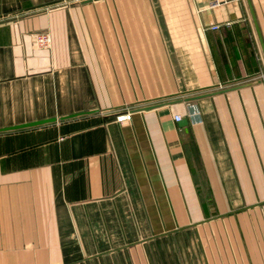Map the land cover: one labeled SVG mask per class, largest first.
Listing matches in <instances>:
<instances>
[{
  "label": "crops",
  "instance_id": "0c3cea01",
  "mask_svg": "<svg viewBox=\"0 0 264 264\" xmlns=\"http://www.w3.org/2000/svg\"><path fill=\"white\" fill-rule=\"evenodd\" d=\"M212 2L0 0V264H264V52Z\"/></svg>",
  "mask_w": 264,
  "mask_h": 264
},
{
  "label": "water",
  "instance_id": "95a60500",
  "mask_svg": "<svg viewBox=\"0 0 264 264\" xmlns=\"http://www.w3.org/2000/svg\"><path fill=\"white\" fill-rule=\"evenodd\" d=\"M87 1H91V0H87ZM214 1V0H213ZM247 3L249 5V8H250V12H251V16L253 18V21H254V24H255V28H256V31H257V35H258V38H259V41H260V44H261V47H262V50L264 52V38H263V35H262V32H261V28L259 26V22H258V19H257V16H256V13H255V9H254V6H253V3H252V0H247ZM201 96V95H200ZM200 96H192V97H188L186 98V100H193V99H196V98H199ZM175 101H179V100H175ZM160 104H156V105H150V106H146L145 108L147 109H151V108H154L156 106H158ZM76 114H72V115H69V116H65L67 118L69 117H73L75 116ZM57 118H49V119H44V120H39V121H36V122H30V123H25V124H21V125H17V126H14V128H20V127H26V126H32V125H38V124H42V123H46V122H50V121H55ZM188 123V119H184L182 121H179V125L183 126L185 124Z\"/></svg>",
  "mask_w": 264,
  "mask_h": 264
},
{
  "label": "built area",
  "instance_id": "2783aa9c",
  "mask_svg": "<svg viewBox=\"0 0 264 264\" xmlns=\"http://www.w3.org/2000/svg\"><path fill=\"white\" fill-rule=\"evenodd\" d=\"M219 0H214L212 2V5L218 4ZM218 26H215L217 28ZM34 41L35 43L42 48H48L52 44V35L49 32H37L34 35ZM132 112L130 110H127L125 112H122L120 114H117L116 120L118 122H123V121H130L132 119ZM182 116L180 114L175 115V120L177 122L181 121Z\"/></svg>",
  "mask_w": 264,
  "mask_h": 264
}]
</instances>
